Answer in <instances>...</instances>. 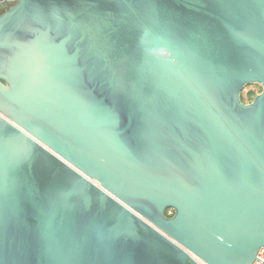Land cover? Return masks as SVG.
<instances>
[{"label":"water","instance_id":"1","mask_svg":"<svg viewBox=\"0 0 264 264\" xmlns=\"http://www.w3.org/2000/svg\"><path fill=\"white\" fill-rule=\"evenodd\" d=\"M6 1L0 264H252L264 0Z\"/></svg>","mask_w":264,"mask_h":264},{"label":"rangeland","instance_id":"2","mask_svg":"<svg viewBox=\"0 0 264 264\" xmlns=\"http://www.w3.org/2000/svg\"><path fill=\"white\" fill-rule=\"evenodd\" d=\"M248 91H253V95H252V98H253L256 94L261 92V86L256 83H249L245 85L242 89L241 97L245 98L247 96ZM247 101L249 100L248 99L243 100V102H247Z\"/></svg>","mask_w":264,"mask_h":264},{"label":"built area","instance_id":"3","mask_svg":"<svg viewBox=\"0 0 264 264\" xmlns=\"http://www.w3.org/2000/svg\"><path fill=\"white\" fill-rule=\"evenodd\" d=\"M167 216L172 215V210L167 209ZM252 264H264V248L260 249L257 253V259Z\"/></svg>","mask_w":264,"mask_h":264},{"label":"trees","instance_id":"4","mask_svg":"<svg viewBox=\"0 0 264 264\" xmlns=\"http://www.w3.org/2000/svg\"><path fill=\"white\" fill-rule=\"evenodd\" d=\"M5 10H7V9L6 8H0V14L3 13ZM252 95H253V91H248L247 96L245 98L241 97V94H240V99L242 102L244 99L251 100ZM166 213H167V211H165V215L167 216Z\"/></svg>","mask_w":264,"mask_h":264},{"label":"flooded vegetation","instance_id":"5","mask_svg":"<svg viewBox=\"0 0 264 264\" xmlns=\"http://www.w3.org/2000/svg\"><path fill=\"white\" fill-rule=\"evenodd\" d=\"M12 4H13V2H9V1H6V0H0V8H6V9H8ZM251 100H249L247 102H244V103H248Z\"/></svg>","mask_w":264,"mask_h":264}]
</instances>
